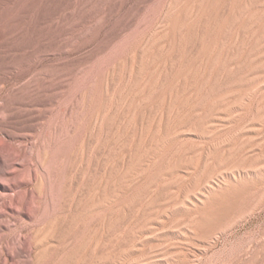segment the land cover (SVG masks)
Wrapping results in <instances>:
<instances>
[{"label": "rangeland", "instance_id": "rangeland-1", "mask_svg": "<svg viewBox=\"0 0 264 264\" xmlns=\"http://www.w3.org/2000/svg\"><path fill=\"white\" fill-rule=\"evenodd\" d=\"M172 1L0 0V264H264V68L247 69L259 54L247 57L248 26L243 77L225 107L195 132H172L168 144L183 148L186 165L213 138L227 140L232 162L186 165L149 189L138 190L134 169L119 175L135 128L159 109L141 103L132 120L128 93L142 87L126 83L130 67L159 38ZM217 9L220 21L225 10ZM226 27L221 42L235 57ZM234 166L246 176L229 177ZM208 184L236 192L199 230L190 222L204 210L197 198Z\"/></svg>", "mask_w": 264, "mask_h": 264}, {"label": "bare ground", "instance_id": "bare-ground-1", "mask_svg": "<svg viewBox=\"0 0 264 264\" xmlns=\"http://www.w3.org/2000/svg\"><path fill=\"white\" fill-rule=\"evenodd\" d=\"M220 6H223L225 13L218 21L214 14ZM161 23L159 38L153 37L146 42L142 48L143 54L140 60L132 63L126 81L130 85L138 79L142 87L137 94L133 93L135 88L128 93L131 98H128L129 102L127 100L126 103L132 114V120L139 113L141 103L146 106L159 103V109L152 124L145 126L142 124L135 128L126 151L127 162L119 171V175L124 177L134 169L141 178L138 190L156 186L158 181H162L164 175H181L186 165L189 169H196L201 164L203 168H206L213 166L217 159L229 160L227 157L230 151L225 148L227 140L216 142V138H213L215 143L211 148V145L209 146V152L207 151L205 156L195 161L189 159L186 165L181 164V159L185 156L183 148L176 147L173 152H170L171 148L168 144L171 141L172 132L181 128L194 130L195 127L197 129L199 122L207 119L209 111L220 105L225 107L224 101L230 98L224 99L228 97L230 91L236 89L233 87L239 82L235 78L243 77V28L245 26L250 28L249 41L246 45L247 57H255L256 51L259 53L257 58L248 61L244 59L247 69L251 72L254 67L264 68V0H255L252 3L250 0H173L162 12ZM226 24L232 30L230 35L232 38L229 41L230 45L236 48L235 57L229 56L226 51L227 46L225 47L221 42L222 35L226 36L224 32L226 28H229ZM189 39H192L193 44L190 51L188 50L186 60L183 50ZM175 51H177L176 60L173 59ZM153 96L156 100L152 99ZM139 99H142V102ZM184 101L187 103V110L179 107L185 104ZM130 107L134 108L133 111ZM106 116L107 114H102L97 120L98 123L102 125ZM125 122V128L132 123L130 119ZM141 162L144 163L142 166ZM241 168L234 166L232 176L229 177L244 178L247 172L243 173L245 170L242 171ZM222 172L219 175L225 178L226 175ZM220 187L216 191L213 185L208 184L199 189L200 195L197 199L199 202L203 201L200 206L203 205L204 210L202 209L203 212L201 210V213L199 212L192 219L191 227L199 228V230L206 229L219 219L225 208H221V205L226 202V195L231 196L230 194L236 192V187ZM149 194L154 197L151 193ZM212 198L216 199V203L209 202Z\"/></svg>", "mask_w": 264, "mask_h": 264}]
</instances>
